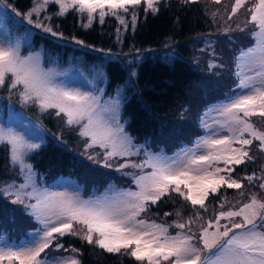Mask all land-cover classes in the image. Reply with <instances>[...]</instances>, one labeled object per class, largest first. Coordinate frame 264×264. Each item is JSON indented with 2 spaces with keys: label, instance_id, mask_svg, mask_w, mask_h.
Here are the masks:
<instances>
[{
  "label": "snow or ice",
  "instance_id": "1",
  "mask_svg": "<svg viewBox=\"0 0 264 264\" xmlns=\"http://www.w3.org/2000/svg\"><path fill=\"white\" fill-rule=\"evenodd\" d=\"M159 2L33 0L32 7L22 14L5 0L6 7L28 25L52 36L62 34L43 22L51 17L45 15L43 20L38 19L50 4L58 5L53 15L63 16L71 9L86 16L89 22L86 26H90L93 19L98 18L104 23L106 16H112L128 28L130 25L125 16L131 17L134 27L141 5H144V11L155 13L159 11ZM214 2L220 4L221 0ZM249 3L251 6L246 7ZM241 9L246 10L250 19L246 18L243 26L237 24L234 30L250 37V44L234 50L232 75L236 79V89L225 97L226 102L209 109L218 114L213 124L204 122L201 117L207 134L198 137L192 148H181L179 154L172 157L151 153L133 144L120 122L119 95L111 98V102L101 103V98L93 92L57 84L51 72L41 67L38 54L22 55L18 41H0V88L16 94L23 105L38 106L41 112L55 109V114L64 123L75 127L78 135L85 138L86 151L94 147L104 150L105 161L113 157L137 156L142 150L145 157L139 163L126 160L117 168V171L140 170L139 175H133L135 191L109 185L100 196L82 200L67 191L37 186L33 166L27 161L30 153L39 150L41 144L31 142L14 128L0 125V145L8 148L11 161L20 166L19 173L25 177L19 185L5 186L2 194L12 198V204L22 206L27 215L41 225L29 234L27 244L0 246V264H47L41 254L52 246L78 253V249H65L59 243L60 238L69 235L107 253L130 255L139 264H264V199L253 194L248 202L236 205L221 201L219 209L207 220L200 212L208 211L205 201L209 196L215 197L222 187L242 189L241 180L264 190V175L257 177L253 172L233 178L237 166L255 161L250 155L254 141L258 142L256 150L264 155V131L256 128L250 119L259 116L264 120V0H234L230 12L225 8L227 20H232ZM0 12L7 15L2 9ZM216 15L214 12L213 19ZM248 24L254 25L253 30L248 31ZM231 30V26L225 29L226 32ZM221 129L223 135H219ZM88 159L95 157L89 155ZM104 166L111 167L107 162ZM145 168L151 171L144 172ZM261 171L264 172V168ZM256 180L261 182L254 185ZM172 192L191 203L194 218L168 226L140 218L149 210L150 204H156ZM194 224H197L196 231H193ZM173 226L179 231L170 235L169 228ZM58 264L81 262L70 256Z\"/></svg>",
  "mask_w": 264,
  "mask_h": 264
},
{
  "label": "rangeland",
  "instance_id": "2",
  "mask_svg": "<svg viewBox=\"0 0 264 264\" xmlns=\"http://www.w3.org/2000/svg\"><path fill=\"white\" fill-rule=\"evenodd\" d=\"M168 1L172 0H160V2L163 3ZM196 1L202 4V10L205 11L206 16L209 18L210 22H212V30L209 31L206 36L208 39L198 35L199 37L196 38L197 40H192L191 43L188 41V43L185 44L186 51L188 55H190L188 56L190 66L196 71L198 77L191 86L192 88L186 93V99L176 108V112L173 115H169V117L155 119L157 122V130L155 133L148 134V136L145 137L133 136L126 130V122H124L123 114L120 112L123 103L121 95L116 92L108 93V80L104 69L95 68L92 65L91 72L93 73L89 74L88 68L84 67L82 60L78 63L69 60L67 65L63 64L57 66L54 64L53 66L46 67L44 65L42 51H32V43L29 35L27 36L25 32L22 33L23 31L15 28L16 25L14 27V34H11V20L14 23L24 24L29 27L30 30H32L31 34L37 32L59 41L78 57L88 52L89 54H93L95 59H100L99 64L109 61L117 63L129 72V76L133 80L137 77L139 66L142 65L146 59L153 60L163 54V50L144 48L136 49L133 52L118 54L116 52H109L102 48H97L96 46H89L83 41V43H78V41L81 40L66 39L60 35L52 36L42 29H37L32 25H28L21 16L15 15L11 8L6 7L5 0H0V9L7 13V15H3V13L0 12V41H18L21 45L22 55L27 56L30 53L34 55L38 54L41 67L51 72L57 84L79 89L80 91L93 92L101 98V103L111 102V98H115L119 95L121 99L119 108L120 122L132 138L133 144L136 145L137 148L146 149L148 152L162 153L163 155L172 157L179 154L181 148L187 150L193 147V143L197 138L193 139L194 141L191 143H185V141H183L187 135L194 131L191 129L190 119L193 110L196 109L201 101L210 99L211 96L219 95L221 91L225 90L226 86L229 84L228 78L225 75V72H227L226 68L229 67L228 71L230 69L231 75L234 71L232 63L234 50L238 47L250 44V37L246 36L245 33L234 30L237 24L243 26L246 18L250 19L246 10L241 9L232 20H227L225 8L227 7V11L230 12L234 0H221L220 4H216L214 0ZM6 3L10 4L7 0ZM250 6V3L246 4V7ZM214 12L217 13L215 19H213ZM244 15L245 21L243 20ZM229 26H231L233 30L226 32L225 29ZM247 27L248 31H251L254 25L248 24ZM229 50L231 53L230 58L227 53ZM210 65H223V67H210ZM130 73H135V75H130ZM233 78L236 82L234 76ZM233 85L234 89H236V84L234 83ZM97 89H99V91H97ZM222 102H226L225 99L211 103L202 111L199 117L200 129L202 130L200 136H204L208 132L201 122V117H203L204 122L213 124V122L218 119V114L215 111H209V109L218 106ZM55 111V109H49L47 112H41L38 106L32 104L23 105L19 102L16 94L0 88V125L14 128L34 143L43 145L49 140L48 147H50V149L52 148L54 151H58V156L64 154L63 157L65 159L66 169L58 162L54 164L53 167L51 166L52 172H49V169L46 170L42 168L46 159H42L40 163L38 162L39 164L35 165L31 156H33L37 150L30 153V158L27 162L33 166V179L37 186L49 188L52 191H67L78 195L82 200H89L90 198L100 196L109 188V185H114L116 189L136 190L133 175H139L140 170L127 168L123 171H117V168L126 160L137 163L142 161L145 158L143 150L137 156L113 157L105 161L103 156L104 150L99 147H94L86 151L84 147L85 138L78 135L75 127L68 126L64 123V120L58 117ZM206 112L208 114L205 116L204 114ZM250 119L256 128L264 131V120L259 116H253ZM223 134L224 130H219V135ZM56 138H59V141ZM177 141H183V144L175 148L173 152L172 150L169 151L170 146L175 145ZM256 144H258V142L254 141L252 150L250 151V155L255 157V161L237 166L233 178L244 177V174L250 168L255 172L257 177L264 175V172L261 171V169L264 168V155L256 150ZM1 146L4 157L1 160L0 169L2 171L5 168L4 170L7 171L9 180H5L7 177L0 175V246L4 244L12 246L27 244L30 239L29 234L35 232L41 225L34 218L29 217L22 206L12 204V198H8L2 194V190L5 186L9 184L19 185L24 182L25 177L19 173L20 166L11 161L8 148L5 145ZM234 147H236V145H234ZM89 155L95 157V159L89 160ZM106 162L111 165V167H105L104 165ZM69 168L71 169L69 170ZM149 171H151V169H144V172ZM125 172L130 174L125 175ZM55 173L61 176H53ZM256 181L258 182H254V185H258L261 182L259 180ZM241 183L243 184L242 189H228L225 186L220 189L215 197L209 196L208 200L205 201L208 206V211L204 212L200 210L203 218L205 220L209 219L213 215L214 210L219 209V203L224 200H226L229 205H236L240 202H248V198L253 194L260 199H264V195H262V191L264 190H259L257 186L249 185L246 180H241ZM181 187L183 188V185H181ZM241 193H243V195ZM194 211L189 201L184 200L183 197L172 192L156 204H150L149 210L142 213L140 218L149 223L155 222L156 224L168 226L173 225L174 222H184L190 218H194ZM177 212L180 213L179 216L176 215ZM166 213L168 215H165ZM26 219H28V221ZM197 224L193 225V231H196ZM25 229L26 231H24ZM177 231L179 230L174 226L169 228L170 235H175ZM59 243L62 244L65 249L75 248L79 251L78 253H72L52 246L46 249L45 253L41 254V257L47 261V264H58V262L70 256L78 259L81 264H101V262L105 260H112L117 264H139V262H136L130 255L123 253H107L94 245L87 244L84 240L76 236L69 235L60 238ZM127 259H129L128 261L131 263L127 262ZM5 264H7V262H5ZM13 264H18V262H13Z\"/></svg>",
  "mask_w": 264,
  "mask_h": 264
},
{
  "label": "trees",
  "instance_id": "3",
  "mask_svg": "<svg viewBox=\"0 0 264 264\" xmlns=\"http://www.w3.org/2000/svg\"><path fill=\"white\" fill-rule=\"evenodd\" d=\"M7 1L22 14L26 13L33 4V0ZM201 5L199 1L187 3L185 0L159 2L157 5L159 11L155 13L144 11V5H141L134 27L131 26V17L125 16L130 25L128 28L120 25L119 21L112 16H106L104 23H100L98 18L93 19L91 25L86 26L89 24L86 16H81L71 9L63 16L53 15L58 10V5L54 4H50L38 18L43 20L45 15L50 16V20L43 22L50 25L53 31L62 34L60 36L66 39L81 40L89 46H96L109 52L123 54L144 48L163 50V54L153 60L146 59L139 66L135 80L119 64L111 61L99 64L100 59H95L93 54L88 52L78 57L59 41L37 32L31 34L32 30L24 24L14 23L11 20L10 30L11 34H14V29L17 28L23 31L22 33L25 32L27 36L29 35L32 51H42L46 67L54 64L57 66L67 65L69 60L75 63L82 60V64L88 68L89 74L93 73L91 72L92 65L95 68L104 69L107 74L108 93L116 92L121 95L123 103L120 112H122L123 120L126 122V130L133 136L145 137L157 130L155 119L169 117L176 112V108L186 99V93L192 88L191 86L198 77L196 71L190 66L188 57L190 55L186 51L185 44L188 41L191 43L192 40H197L196 38L199 36L208 39L206 36L212 30V22L202 10ZM244 18L245 15L243 20ZM227 53L230 58V50ZM228 68H226L225 75L229 84L225 90L221 91L219 95L201 101L193 110L190 119L191 129L194 131L183 139L185 143L193 142V139L198 138L194 136H200L202 133L199 124L202 111L211 103L225 99L232 94L233 84L236 82ZM183 141H177L175 145L170 146L169 151L172 150L173 152L175 148L183 144ZM48 145L49 140L31 156L33 163L37 165L42 159H46L42 168L49 169V172H52L51 166L53 167L58 162L65 168L64 154L58 156V151L50 149ZM3 157V149L0 145V163H2ZM4 169L2 171L0 169V175L7 177V171ZM253 172L250 168L244 176L251 175ZM53 176L61 175L55 173ZM8 177L5 180H9ZM24 215L26 216L25 213ZM28 219L26 220L28 221ZM128 260L127 262L131 263ZM101 264L117 263L112 260H105Z\"/></svg>",
  "mask_w": 264,
  "mask_h": 264
}]
</instances>
